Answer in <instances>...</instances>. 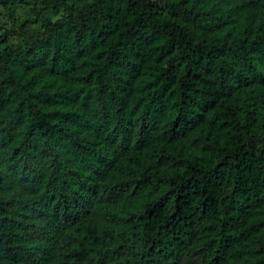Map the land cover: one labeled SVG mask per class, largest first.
<instances>
[{
    "label": "trees",
    "instance_id": "16d2710c",
    "mask_svg": "<svg viewBox=\"0 0 264 264\" xmlns=\"http://www.w3.org/2000/svg\"><path fill=\"white\" fill-rule=\"evenodd\" d=\"M35 1L0 36V264H264V0Z\"/></svg>",
    "mask_w": 264,
    "mask_h": 264
},
{
    "label": "rangeland",
    "instance_id": "374dc122",
    "mask_svg": "<svg viewBox=\"0 0 264 264\" xmlns=\"http://www.w3.org/2000/svg\"><path fill=\"white\" fill-rule=\"evenodd\" d=\"M82 0H67V3L76 6ZM159 9L163 7V0H151ZM41 8L40 1L21 0L18 7H0V36L5 35L6 44H22L24 41L23 31L33 34L41 30V22L36 18L35 12ZM64 15L59 12H48L46 17L55 21ZM190 259L183 257L182 264H190ZM195 264V263H192Z\"/></svg>",
    "mask_w": 264,
    "mask_h": 264
}]
</instances>
